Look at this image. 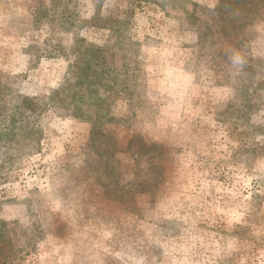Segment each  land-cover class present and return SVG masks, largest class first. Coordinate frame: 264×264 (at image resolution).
Wrapping results in <instances>:
<instances>
[{
	"label": "rangeland",
	"instance_id": "obj_1",
	"mask_svg": "<svg viewBox=\"0 0 264 264\" xmlns=\"http://www.w3.org/2000/svg\"><path fill=\"white\" fill-rule=\"evenodd\" d=\"M230 1L0 0V127L130 47L95 130L51 104L23 116L40 140L0 135L11 264H264V0Z\"/></svg>",
	"mask_w": 264,
	"mask_h": 264
},
{
	"label": "trees",
	"instance_id": "obj_2",
	"mask_svg": "<svg viewBox=\"0 0 264 264\" xmlns=\"http://www.w3.org/2000/svg\"><path fill=\"white\" fill-rule=\"evenodd\" d=\"M236 1L237 0H231L229 4H235ZM99 16L100 8H97L96 14L93 18H100ZM101 20V26L109 24L108 19L104 18ZM114 26L115 25H108L110 28H114ZM121 46H123L126 51L130 48L126 47L123 43L118 42L113 45L98 46L88 59L78 58L71 70L73 80H68L59 87L53 89L47 100L39 102L37 101L38 99L34 97L24 95L11 101L6 111L9 119L4 127H0V135H5V137L9 139L10 137L15 138L17 135L25 137L35 133V136H32L31 140H40L38 135H36L38 132L34 131L33 127L28 129L30 125L24 122L23 116L26 115L28 111H34L35 113L41 112L47 107V105L51 104L71 109L76 117L90 119L93 124V130H95L100 123L101 116L98 115H102L101 110L104 109V103H106V98L101 97L98 88L100 85L111 84L110 86L113 87L110 88L113 89L117 84V77H109V80L105 77V74L108 68H115L117 66L114 59L116 58L117 51L122 48ZM106 53L111 54V58H108L112 61L110 64L105 57ZM121 66H127V63L123 62ZM128 80H130V78L128 79L127 76L120 79L117 92H121L122 90L127 92L130 90ZM5 94V91H0V114L7 108V103L2 101L5 98ZM88 97L93 99L91 104L87 105ZM106 108L107 107H105V109ZM89 110L91 112L93 110L95 116L88 115L87 112ZM8 229L10 228L7 226V223L0 220V264H11L12 260L15 259L12 252L13 249L11 248L8 250L12 247L11 237L6 234H9Z\"/></svg>",
	"mask_w": 264,
	"mask_h": 264
},
{
	"label": "clouds",
	"instance_id": "obj_3",
	"mask_svg": "<svg viewBox=\"0 0 264 264\" xmlns=\"http://www.w3.org/2000/svg\"><path fill=\"white\" fill-rule=\"evenodd\" d=\"M237 59H239V58H237Z\"/></svg>",
	"mask_w": 264,
	"mask_h": 264
}]
</instances>
